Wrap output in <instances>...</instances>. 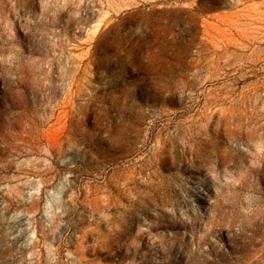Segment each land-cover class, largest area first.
Returning a JSON list of instances; mask_svg holds the SVG:
<instances>
[{
	"label": "rangeland",
	"instance_id": "rangeland-1",
	"mask_svg": "<svg viewBox=\"0 0 264 264\" xmlns=\"http://www.w3.org/2000/svg\"><path fill=\"white\" fill-rule=\"evenodd\" d=\"M0 264H264V0H0Z\"/></svg>",
	"mask_w": 264,
	"mask_h": 264
}]
</instances>
